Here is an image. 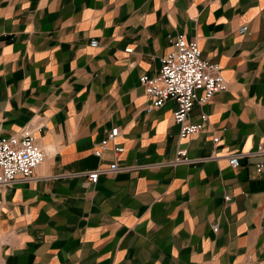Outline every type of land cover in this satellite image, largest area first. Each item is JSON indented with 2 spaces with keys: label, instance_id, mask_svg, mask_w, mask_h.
Instances as JSON below:
<instances>
[{
  "label": "crops",
  "instance_id": "1",
  "mask_svg": "<svg viewBox=\"0 0 264 264\" xmlns=\"http://www.w3.org/2000/svg\"><path fill=\"white\" fill-rule=\"evenodd\" d=\"M180 35L227 82L184 139L140 82ZM24 131L44 160L0 189V264H264L263 157L229 164L264 146V0H0V136Z\"/></svg>",
  "mask_w": 264,
  "mask_h": 264
},
{
  "label": "built area",
  "instance_id": "2",
  "mask_svg": "<svg viewBox=\"0 0 264 264\" xmlns=\"http://www.w3.org/2000/svg\"><path fill=\"white\" fill-rule=\"evenodd\" d=\"M247 26H243L240 33H246ZM173 51L164 55L161 59V70L155 76H143L140 82L145 94L151 98L152 103L146 109L150 113L153 109L162 108L167 101L177 103V111L174 120L181 127V139L197 135L201 132L203 122L207 116H202V122L197 125L189 123V116L194 107L210 102L214 94L227 90V82L222 75V68L218 64L209 63L203 58L202 49L196 41H188L180 35L176 40L170 39ZM92 46H97L98 41L93 40ZM120 130L114 128L95 150V155L101 157L106 149L112 147V143L119 137ZM218 143V138H214ZM115 155L124 151L123 147H113ZM246 155L262 156L263 160L256 164V171L264 175V146L260 145L253 154L230 155L229 164L234 169L241 165V160ZM44 152L37 145L36 139L29 131H24L20 136H0V189L10 187L18 181H28L34 175L35 170L43 164ZM190 163L187 150L178 151L174 165ZM117 164L112 165L109 171H117ZM100 171H92L87 174L88 184H96L100 180ZM230 201L229 197L225 198ZM218 226L214 227V231Z\"/></svg>",
  "mask_w": 264,
  "mask_h": 264
}]
</instances>
